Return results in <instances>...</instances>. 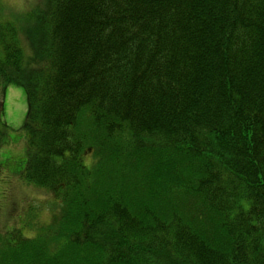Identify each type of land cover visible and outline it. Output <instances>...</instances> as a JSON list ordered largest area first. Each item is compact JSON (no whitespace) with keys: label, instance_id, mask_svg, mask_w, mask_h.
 <instances>
[{"label":"trees","instance_id":"obj_1","mask_svg":"<svg viewBox=\"0 0 264 264\" xmlns=\"http://www.w3.org/2000/svg\"><path fill=\"white\" fill-rule=\"evenodd\" d=\"M7 85L54 213L0 264H264V0H38Z\"/></svg>","mask_w":264,"mask_h":264},{"label":"rangeland","instance_id":"obj_2","mask_svg":"<svg viewBox=\"0 0 264 264\" xmlns=\"http://www.w3.org/2000/svg\"><path fill=\"white\" fill-rule=\"evenodd\" d=\"M38 0H0V20L18 22ZM0 89V232L13 228L23 233L30 221L50 223L54 210L45 190L17 177L26 159L25 145L20 142L28 109L23 87L7 85ZM52 215V216H51ZM49 221V222H48ZM41 225V224H39Z\"/></svg>","mask_w":264,"mask_h":264}]
</instances>
